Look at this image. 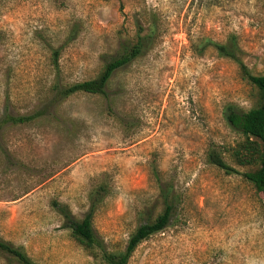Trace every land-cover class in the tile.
Returning <instances> with one entry per match:
<instances>
[{
  "label": "rangeland",
  "instance_id": "rangeland-1",
  "mask_svg": "<svg viewBox=\"0 0 264 264\" xmlns=\"http://www.w3.org/2000/svg\"><path fill=\"white\" fill-rule=\"evenodd\" d=\"M142 11L156 14L158 37L115 73L105 96L75 95L30 125L4 127L0 238L37 264H101L52 202L82 219L91 192L107 184L93 226L109 251H123L144 223L139 213L162 211L157 170L182 204L129 264H264V197L207 161L214 147L242 171L230 157L242 136L223 111L249 110L251 88L233 62L192 47L235 35L245 65L264 75V0H0V122L50 105L57 82L96 78L138 41ZM0 264L17 262L0 254Z\"/></svg>",
  "mask_w": 264,
  "mask_h": 264
},
{
  "label": "trees",
  "instance_id": "trees-1",
  "mask_svg": "<svg viewBox=\"0 0 264 264\" xmlns=\"http://www.w3.org/2000/svg\"><path fill=\"white\" fill-rule=\"evenodd\" d=\"M138 20L139 33L137 42L123 45L117 57L104 63L96 78L63 85L57 82L52 90L54 99L50 105L28 114L13 116L6 114L0 122V135L7 124L30 125L50 114V110L57 103L63 102L75 95L105 96L114 75L119 70L137 60L149 50L158 37V23L156 14L145 11ZM196 54L203 55L207 51H214L218 57L230 60L239 69L241 78L250 86V101L252 107L244 111L229 104L224 108L223 115L230 128L242 136V140L231 151L230 157L238 171L230 166L223 155L214 147L207 151V161L227 175L241 176L255 191L264 197V75H255L245 65L244 53L239 45L238 37L228 36L225 42H217L211 38H202L192 43ZM59 54L54 53V65L58 67ZM151 182L158 190V203L162 211L152 219L150 211H141L139 219L144 222L131 234L127 246L123 251H109L104 240L95 232L93 222L101 204L108 196L107 184H100L90 194L89 209L82 219H77L71 209L57 201L52 202V208L63 221V228L69 230L71 238L94 260L101 264H129L139 246L156 234L165 232L176 219L182 201L176 194L173 184L166 182L163 174L152 171ZM0 254L11 257L17 264H37L22 247L0 238Z\"/></svg>",
  "mask_w": 264,
  "mask_h": 264
}]
</instances>
